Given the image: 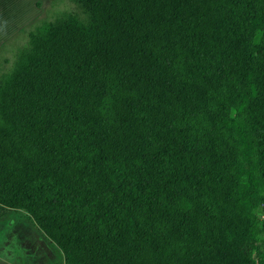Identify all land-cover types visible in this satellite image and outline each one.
<instances>
[{
  "label": "trees",
  "instance_id": "obj_1",
  "mask_svg": "<svg viewBox=\"0 0 264 264\" xmlns=\"http://www.w3.org/2000/svg\"><path fill=\"white\" fill-rule=\"evenodd\" d=\"M0 75V218L65 264H264V0H71Z\"/></svg>",
  "mask_w": 264,
  "mask_h": 264
},
{
  "label": "rangeland",
  "instance_id": "obj_2",
  "mask_svg": "<svg viewBox=\"0 0 264 264\" xmlns=\"http://www.w3.org/2000/svg\"><path fill=\"white\" fill-rule=\"evenodd\" d=\"M63 14L86 18L71 0H0V75L14 65L29 31ZM0 264H65V258L26 212L8 210L0 218Z\"/></svg>",
  "mask_w": 264,
  "mask_h": 264
},
{
  "label": "built area",
  "instance_id": "obj_3",
  "mask_svg": "<svg viewBox=\"0 0 264 264\" xmlns=\"http://www.w3.org/2000/svg\"><path fill=\"white\" fill-rule=\"evenodd\" d=\"M260 220L264 223V205H262Z\"/></svg>",
  "mask_w": 264,
  "mask_h": 264
},
{
  "label": "crops",
  "instance_id": "obj_4",
  "mask_svg": "<svg viewBox=\"0 0 264 264\" xmlns=\"http://www.w3.org/2000/svg\"><path fill=\"white\" fill-rule=\"evenodd\" d=\"M0 21H1V19H0ZM2 25H0V26H3V23L2 22H0Z\"/></svg>",
  "mask_w": 264,
  "mask_h": 264
}]
</instances>
